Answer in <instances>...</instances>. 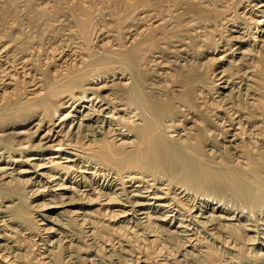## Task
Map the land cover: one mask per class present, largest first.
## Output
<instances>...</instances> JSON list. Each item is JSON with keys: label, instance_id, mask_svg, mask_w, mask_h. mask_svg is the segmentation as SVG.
<instances>
[{"label": "bare ground", "instance_id": "6f19581e", "mask_svg": "<svg viewBox=\"0 0 264 264\" xmlns=\"http://www.w3.org/2000/svg\"><path fill=\"white\" fill-rule=\"evenodd\" d=\"M159 257L264 264V0H0V264Z\"/></svg>", "mask_w": 264, "mask_h": 264}, {"label": "rangeland", "instance_id": "374dc122", "mask_svg": "<svg viewBox=\"0 0 264 264\" xmlns=\"http://www.w3.org/2000/svg\"><path fill=\"white\" fill-rule=\"evenodd\" d=\"M33 177H34V176H33ZM64 177H65V176H64ZM73 182H74V180H73ZM80 184H81V183H80ZM80 184H79V183H78V184H74V183H73V184H72V186H73L72 189H74V187H75V190H76V191H77V190H80L81 193L84 192V194H87V195L90 196L91 198L94 197V196H93V191H90V186H89V187H86L87 184H84V182H83V186H84V187L81 188V185H80ZM76 185H77V186H76ZM84 190H85V191H84ZM81 193H80V194H81ZM103 204H104V203H103ZM94 208H95V209H100V208H102V207L96 205ZM111 209H112L113 211H115V210H118L119 208H116V207L114 208V207H113V208H111ZM137 230H138V229H137ZM143 232H144V231H143ZM143 232H142V230H140V232H139L140 235L143 234ZM142 237H144V235H143ZM152 239H153V238L151 237L150 240H152ZM162 258H163V259H162ZM164 258H165V257H159V261H158V262H160V264H163V262H165V261H163ZM170 258H171V257H170ZM128 259H131V258L128 257ZM170 262L172 263L173 261L170 260V261L167 262V263H168V264H171ZM172 264H173V263H172Z\"/></svg>", "mask_w": 264, "mask_h": 264}]
</instances>
